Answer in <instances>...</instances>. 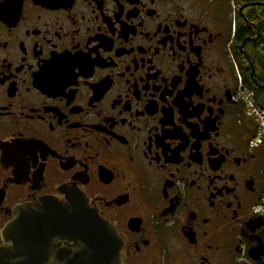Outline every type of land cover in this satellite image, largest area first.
<instances>
[{
	"label": "flooded vegetation",
	"instance_id": "flooded-vegetation-1",
	"mask_svg": "<svg viewBox=\"0 0 264 264\" xmlns=\"http://www.w3.org/2000/svg\"><path fill=\"white\" fill-rule=\"evenodd\" d=\"M251 9L264 0H0V233L50 202L110 224L124 264H264ZM44 233L33 258L83 248Z\"/></svg>",
	"mask_w": 264,
	"mask_h": 264
},
{
	"label": "water",
	"instance_id": "water-1",
	"mask_svg": "<svg viewBox=\"0 0 264 264\" xmlns=\"http://www.w3.org/2000/svg\"><path fill=\"white\" fill-rule=\"evenodd\" d=\"M15 213L13 222L0 233L5 243L0 249V264H124L122 247L113 228L103 220L91 217L86 209L79 208L72 216L71 212L46 202L41 206L20 207ZM46 227L83 241V248L73 246V251L61 252L57 258L51 254L50 247L42 248L38 257L33 258L34 253L29 254L28 250L35 248L36 239L45 237L41 230ZM250 257L254 261L260 260L264 257V247L252 250Z\"/></svg>",
	"mask_w": 264,
	"mask_h": 264
},
{
	"label": "trees",
	"instance_id": "trees-1",
	"mask_svg": "<svg viewBox=\"0 0 264 264\" xmlns=\"http://www.w3.org/2000/svg\"><path fill=\"white\" fill-rule=\"evenodd\" d=\"M255 11L257 10L251 9L249 11L250 13L246 15L247 19L256 25V29L253 31H243V33L239 34V45L242 47L244 44L243 51H239V57H243L241 60V62L244 61L242 62V65L246 66L249 62L248 74L251 72L252 65H254L255 80L254 82H249L248 79L247 82V86H249L253 90H256L254 85L257 84L258 87L263 85V81L261 78L262 75L259 71L264 70V9H260L258 10V12ZM246 38L247 40H250L247 42Z\"/></svg>",
	"mask_w": 264,
	"mask_h": 264
},
{
	"label": "built area",
	"instance_id": "built-area-1",
	"mask_svg": "<svg viewBox=\"0 0 264 264\" xmlns=\"http://www.w3.org/2000/svg\"><path fill=\"white\" fill-rule=\"evenodd\" d=\"M248 107L250 109L251 115L254 116L259 124L258 134L254 143L252 144L253 147H256L262 143H264V111H261L256 104L254 103L252 98L247 100ZM254 214L257 217L264 218V201L254 208Z\"/></svg>",
	"mask_w": 264,
	"mask_h": 264
},
{
	"label": "rangeland",
	"instance_id": "rangeland-1",
	"mask_svg": "<svg viewBox=\"0 0 264 264\" xmlns=\"http://www.w3.org/2000/svg\"><path fill=\"white\" fill-rule=\"evenodd\" d=\"M220 13H221L222 21L224 23L223 29H224L226 35L229 36L231 26H232V22H233L234 18L236 19V16H234L235 12L233 10V13H232V9H230L229 7H224V8H222Z\"/></svg>",
	"mask_w": 264,
	"mask_h": 264
}]
</instances>
